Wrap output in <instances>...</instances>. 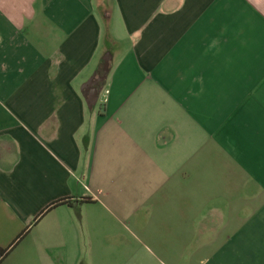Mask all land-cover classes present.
Segmentation results:
<instances>
[{
    "label": "crops",
    "instance_id": "obj_1",
    "mask_svg": "<svg viewBox=\"0 0 264 264\" xmlns=\"http://www.w3.org/2000/svg\"><path fill=\"white\" fill-rule=\"evenodd\" d=\"M23 233L0 264H264V0H0Z\"/></svg>",
    "mask_w": 264,
    "mask_h": 264
},
{
    "label": "trees",
    "instance_id": "obj_2",
    "mask_svg": "<svg viewBox=\"0 0 264 264\" xmlns=\"http://www.w3.org/2000/svg\"><path fill=\"white\" fill-rule=\"evenodd\" d=\"M62 202H57V203H54L52 204L47 210H50L60 204H62ZM67 204H70V202H68ZM25 233H23L20 237H18V239L8 248V249H0V263L1 261L3 260V258L8 254V252L13 249L21 240L22 238L24 237Z\"/></svg>",
    "mask_w": 264,
    "mask_h": 264
},
{
    "label": "rangeland",
    "instance_id": "obj_3",
    "mask_svg": "<svg viewBox=\"0 0 264 264\" xmlns=\"http://www.w3.org/2000/svg\"><path fill=\"white\" fill-rule=\"evenodd\" d=\"M94 243H92V247H93ZM108 260L111 261V263L108 264H113V260H115V264H128V261L124 258H112L109 257ZM139 264H146L147 263V258H139Z\"/></svg>",
    "mask_w": 264,
    "mask_h": 264
},
{
    "label": "water",
    "instance_id": "obj_4",
    "mask_svg": "<svg viewBox=\"0 0 264 264\" xmlns=\"http://www.w3.org/2000/svg\"><path fill=\"white\" fill-rule=\"evenodd\" d=\"M105 70H107V68H105Z\"/></svg>",
    "mask_w": 264,
    "mask_h": 264
}]
</instances>
